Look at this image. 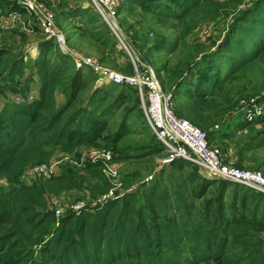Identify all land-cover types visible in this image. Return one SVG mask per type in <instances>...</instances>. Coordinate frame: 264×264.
Segmentation results:
<instances>
[{
	"label": "trees",
	"instance_id": "16d2710c",
	"mask_svg": "<svg viewBox=\"0 0 264 264\" xmlns=\"http://www.w3.org/2000/svg\"><path fill=\"white\" fill-rule=\"evenodd\" d=\"M125 1V9L139 5L155 17L181 20L184 23L192 18H215L228 14L218 0ZM231 1L237 3L238 0ZM13 11L25 12L13 2L0 0V16ZM94 11L93 7L78 6L65 13V16L89 17V14L93 16ZM96 14L99 16L97 12ZM189 27L188 25L187 28ZM184 35L182 33V39ZM36 43L38 53L35 57L24 61L22 55L17 56L7 65V70L0 71V92L18 94L14 99L5 98L0 106V179L5 178L7 183V187L0 185V264H264V238H256L248 233L249 228L264 227V194L224 178H206L193 169L185 175L186 180L196 182L193 196L202 200L212 186L216 188L214 195L203 199L202 207L197 211L201 224L192 223L190 219L167 218L168 204L157 183L142 191H126L121 196L109 198L94 206L91 202L92 206L82 208L77 213L69 211L56 221L53 212L47 208L44 193L60 194V186L85 191L86 195L88 193L92 196L106 192L109 183L105 176L101 170H93L97 167L101 169V164L70 167L68 173L53 175L43 185L22 182L20 176L24 167L29 163L45 162L51 156L52 151L45 149L51 138H54L53 145H58L60 151L75 152V155L81 144L95 143L103 127L95 129L94 122L104 124L102 116H106L116 106L113 103H96L93 96L92 101L88 102L91 105L88 104L89 109L84 107L79 111L73 110L68 115V110L74 106L76 94L82 88L81 71L77 69L71 75L68 74V55L60 51L53 38H41ZM51 49H54L52 54L57 59L54 65L49 59ZM192 56L187 51L179 62V69L172 71L166 80L174 82V85L177 83V88L183 82L188 86L190 82L187 79L184 81V78L194 65L195 61L188 64L193 59ZM263 56L264 0H253L250 4L240 5L219 43L213 50L203 54L202 58L217 62L216 68L226 76L219 78L221 84V81H226ZM185 67L186 72L182 73L179 80V74ZM26 68L30 70L26 71ZM128 68L127 72L133 71L131 62L128 63ZM33 72L37 73L38 79ZM69 77V98L64 105L55 108L52 88L64 84ZM18 78H23V81ZM30 83H35L37 91L28 97ZM108 85L109 88L125 87ZM187 88L184 94L188 96L190 103L177 108V112L181 115V112L187 113L188 110L190 120L201 125L192 115V109L199 105V100L216 97L218 94ZM134 90L136 93V89ZM224 96L226 97V93L217 98L221 101ZM137 102L139 104L138 96ZM221 102L218 114L227 112L224 104L232 105L229 101ZM262 121L264 119L259 123ZM257 123L258 121L240 122L237 127L243 129ZM52 131L56 134L45 139ZM124 134L125 132L120 131L111 137L102 136L100 140L107 147H115ZM156 142L158 143L157 140ZM262 147L264 135L257 134L242 144L241 152L255 151ZM161 149L147 150L143 155L139 153L135 157L112 155L111 160L137 158ZM79 158L78 154L76 161ZM188 163L190 162L182 158H175L168 166L182 171ZM238 164H244L242 159H239ZM258 167L264 168V163ZM82 170L89 179L99 180L102 177L103 181H100L104 183L91 189L82 187L80 182L84 178L77 177V172ZM244 192L243 200L252 203L250 209L247 208L248 203H238ZM139 197L141 202H138ZM240 207L242 208L239 209ZM174 232L190 233L196 240L202 236L199 241L202 245L198 247L200 256L193 254L190 259L178 261L173 253L164 254L162 248L167 244L162 240L170 238L174 241L171 236ZM230 236L238 244V249L233 251L232 256L228 254L232 250L227 247Z\"/></svg>",
	"mask_w": 264,
	"mask_h": 264
},
{
	"label": "rangeland",
	"instance_id": "374dc122",
	"mask_svg": "<svg viewBox=\"0 0 264 264\" xmlns=\"http://www.w3.org/2000/svg\"><path fill=\"white\" fill-rule=\"evenodd\" d=\"M55 16V28L66 40L67 50L64 54L68 55L67 64L70 67L69 75L77 69L81 71L82 88L76 94L74 106L68 110V115L73 110L79 111L84 107L90 108V100L95 96L96 103L106 105L113 103L115 108L110 110L106 116H102L104 124L94 122V128L103 127L100 135L95 143L81 144L78 147L77 154L69 151H60L58 145L54 144V138L45 146L47 151H52L51 156L41 163L27 164L20 176L24 183L45 184L47 178L40 177L30 173V168L42 163L50 161L55 162L56 173H68L70 167L82 168L86 165H94L100 163L101 169L93 168L94 171L101 170L106 181L109 183V191L116 193L126 191H142L154 183L160 185L164 201L168 204L166 208L167 218H175L176 220L190 219L192 223L201 224L197 211L201 209L203 199L207 196L214 195L215 186H212L201 199L193 196V189L196 188V182H190L185 179V175L190 170H196L200 173L199 166L188 163L182 171L173 170L164 163V159L169 155L164 149H161L159 143L156 142L151 131L148 129L143 116L141 114L137 96L133 87H113L98 76L87 65L77 66L69 51L74 52L81 57H90L95 61L103 64L111 69L127 72L129 70L128 63L131 58L138 62H146L153 66L160 80L162 89L171 93L172 108L178 116L177 108H183L190 101L184 91L191 87L193 90H206L217 95L209 99L199 100V105L192 109V115L196 117L198 123H193L187 116L189 111L181 112L180 117L186 118L194 125L202 129L207 136L209 145H213L224 153L225 162L231 161L233 165L238 166L239 159H242L245 167L253 170H260L264 175V168L258 167L264 163V147L250 152H241L242 144L249 140L253 135H264V119L260 117L253 120H247L245 113L252 101L264 98V56L251 63L248 67L242 69L237 74L219 82V78L224 76V72L216 68L217 62L205 60L202 55L213 50L219 43L221 37L225 33L230 21L240 9L241 4H250L253 0H238L234 3L231 0H218L222 9L228 13L220 17L192 18L188 23L181 20L161 19L148 13L139 5H134L125 9L127 3L125 0H119L116 6V14L112 20L105 21L100 15L92 13L93 16H83L76 18L74 15L66 17L65 13H69L73 8L78 6L92 7L90 0H41ZM94 9V8H93ZM16 12V11H15ZM0 16V71L7 70V65L12 60L22 55L24 61L37 55V41L46 38L43 33L41 23L37 18L27 11L24 13L17 12V15ZM98 13V12H97ZM99 14V13H98ZM190 26L189 28L188 25ZM182 33L185 37L182 39ZM60 49V48H59ZM54 50V49H53ZM49 51V59L52 64L57 62ZM61 51V50H60ZM187 51L191 53L193 59L189 61L191 64L190 71L185 74V68L180 72L178 79L180 80L185 74L184 81L187 79L190 83L188 86L183 82L178 88L177 83L167 81V76L172 71L179 69V62L186 55ZM55 53V52H54ZM63 53V52H62ZM101 59H105L101 61ZM196 59V60H195ZM127 65V67H126ZM30 68H26L29 71ZM185 71V72H184ZM33 75L38 79L37 73ZM182 75V76H181ZM169 77V76H168ZM23 81V78H18ZM70 77L64 84L56 85L52 88L53 105L58 108L64 105L70 94L71 85ZM175 86V88H174ZM174 89V90H173ZM35 83H30L28 97L36 93ZM222 93H226V97H222L221 101L232 102L227 106V112L218 114L219 106L222 103L217 97ZM233 93V96L230 94ZM18 97V94L8 91L0 92V106L5 98ZM72 102V103H73ZM90 106H89V105ZM113 106V107H114ZM99 108V107H98ZM229 109V110H228ZM97 116V114H94ZM258 121L257 124L247 125L240 129L237 124L240 122ZM123 131L125 134L118 140L115 147H107L100 140L102 136L111 137L116 133ZM55 132H49L45 139ZM161 149L158 152L120 161H108L102 163L91 157V153H97L101 150L109 151L111 155L123 156L129 155L135 157L139 153H146L147 150ZM226 150H232V157L227 159ZM79 154V161H76ZM227 156V157H226ZM77 163H76V162ZM251 162V163H250ZM73 168V169H75ZM83 177L81 180L82 187L91 189L101 184L102 177L99 180L89 179L84 170L77 172V177ZM80 181V180H79ZM103 181V180H102ZM104 183V182H103ZM102 183V184H103ZM101 184V185H102ZM0 185L7 187L5 178L0 179ZM60 194L52 195L45 192L47 208L53 212L54 219L58 221L60 217L68 213L72 206L83 202V208L101 203L103 196L107 195V190L101 194L89 195L79 192L66 186H60ZM229 192H227L228 194ZM245 192L239 198V205L247 204V208L252 207V203L243 200ZM96 196V197H95ZM141 202V197L138 198ZM240 207L239 209H241ZM59 209L58 214L55 210ZM249 213V210H247ZM260 215V214H259ZM250 217V215H248ZM57 224V223H56ZM248 233L256 238H264V227L249 228ZM170 238L163 239V243L167 244L162 248L165 254L173 253V257L178 261L190 259L193 254L200 256L201 238L196 240L190 233L175 232ZM35 247V246H34ZM227 247L233 255L238 249L237 242L229 237ZM37 249V247L35 248ZM195 251V253H194ZM234 251V252H233ZM209 264L210 262H199V264Z\"/></svg>",
	"mask_w": 264,
	"mask_h": 264
},
{
	"label": "built area",
	"instance_id": "2783aa9c",
	"mask_svg": "<svg viewBox=\"0 0 264 264\" xmlns=\"http://www.w3.org/2000/svg\"><path fill=\"white\" fill-rule=\"evenodd\" d=\"M22 7L29 14L40 21L44 35L53 38L60 50H67L65 39L55 28V16L47 9L41 0H8ZM91 6L105 20H112L116 14L119 0H90ZM17 15L13 11L10 16ZM77 66L87 65L98 78L108 84L125 85L136 89L139 107L148 129L158 141L159 145L169 154L164 163H170L175 158H182L199 166L201 174L209 179L224 178L234 183L250 187L264 194V175L260 170L248 169L233 165L231 161L225 162L221 149L209 145L206 133L192 124L189 120L179 117L172 108V95L165 92L153 66L146 62H138L131 58L132 72H121L106 67L90 57L69 51ZM264 117V99L252 101L245 113L247 120ZM109 151L101 150L91 153V157L102 163L111 161ZM227 157V156H226ZM232 157L228 154L227 159ZM30 173L49 178L56 173L55 162L42 163L30 168ZM109 191V190H108ZM124 192L109 191L103 200L116 198ZM83 202L71 207V212H79ZM59 209L55 210L58 214Z\"/></svg>",
	"mask_w": 264,
	"mask_h": 264
},
{
	"label": "crops",
	"instance_id": "0c3cea01",
	"mask_svg": "<svg viewBox=\"0 0 264 264\" xmlns=\"http://www.w3.org/2000/svg\"><path fill=\"white\" fill-rule=\"evenodd\" d=\"M47 38V37H46ZM66 43V40H65ZM67 44V43H66ZM36 50L38 51V48H36ZM62 52V51H61ZM38 53V52H37ZM72 58V57H71ZM146 123V122H145ZM227 154L232 155L233 151L232 150H226Z\"/></svg>",
	"mask_w": 264,
	"mask_h": 264
}]
</instances>
